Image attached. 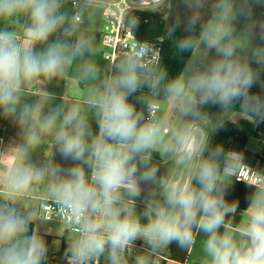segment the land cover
<instances>
[{
    "label": "clouds",
    "instance_id": "clouds-1",
    "mask_svg": "<svg viewBox=\"0 0 264 264\" xmlns=\"http://www.w3.org/2000/svg\"><path fill=\"white\" fill-rule=\"evenodd\" d=\"M182 2L191 14L175 47L190 57L169 78L149 42L136 41L102 70L87 31L94 0H73L71 7L66 0H0L6 25L0 28V116L17 126L19 136L0 150V264H48L36 212L25 208L38 182L75 225L65 264H157L170 245L186 251L198 236L202 264H264V182L245 181L255 190L237 229L230 218L239 202L226 197L245 165L243 155L211 145L210 132L222 121L213 123L203 111L209 104L224 113L239 105L246 119L264 122V45L253 44L257 24L264 40V21L251 20V0ZM238 16L251 21L244 30L236 27ZM126 20L132 32L138 20ZM73 66L90 84L87 101L54 104L55 94L44 86L63 81ZM38 85L43 95L32 94ZM257 85L261 92L253 93ZM162 102L172 104V118ZM48 139L52 155L32 162ZM56 153L71 165L61 166ZM154 153L173 158L182 177L161 174ZM11 157L17 166L9 169L4 161ZM262 174L251 169L252 177Z\"/></svg>",
    "mask_w": 264,
    "mask_h": 264
},
{
    "label": "trees",
    "instance_id": "trees-1",
    "mask_svg": "<svg viewBox=\"0 0 264 264\" xmlns=\"http://www.w3.org/2000/svg\"><path fill=\"white\" fill-rule=\"evenodd\" d=\"M191 13L188 12L187 15ZM127 17H136L138 24L135 27L136 39L140 42H149L154 48L160 52V63L167 71L169 78H174L181 73L185 64L188 61L190 53H179L175 47L177 40L182 38L186 33L184 32V24L175 27L173 33H169L167 28V21L165 15L159 11L152 10H134ZM264 79V73L261 76ZM253 93H260L261 87L259 85L251 89ZM134 99V98H130ZM140 105L137 104V108ZM232 110L239 111V105H235ZM10 121L5 120L0 116V125L7 126ZM2 129H0V135ZM251 139L256 140L261 149L259 152L252 151L248 148ZM211 145H221L225 151H236L243 155V163L247 166L257 168L261 173H264V122L254 123L245 117L240 123L231 120L222 121L221 126L212 136L210 141ZM158 155V153H154ZM264 179V174L261 175ZM254 187L249 186L247 183L233 180L230 187L227 199L229 201L236 200L239 202L238 211L233 219L236 228L242 222L245 209L248 207L250 201L247 197L254 191ZM66 249L63 240L60 256H63ZM192 249V248H191ZM191 249L181 250L177 245L172 244L167 248L165 257L175 264H184L189 261ZM65 264V261H49L48 264Z\"/></svg>",
    "mask_w": 264,
    "mask_h": 264
},
{
    "label": "rangeland",
    "instance_id": "rangeland-1",
    "mask_svg": "<svg viewBox=\"0 0 264 264\" xmlns=\"http://www.w3.org/2000/svg\"><path fill=\"white\" fill-rule=\"evenodd\" d=\"M106 1H112V0H106ZM131 1L133 7L135 10H152V11H159L165 15V19L167 21V28L169 33H173L172 29L176 25L177 20L179 19L182 23L180 26L183 24V21L185 17L188 14V10L186 9L184 3L182 0H167L166 5H161V0H129ZM70 0H66V7H71L70 5ZM252 4V21L256 22H261L264 21V4H259L256 3V0H251ZM93 8L95 9V18L94 20L88 25L87 31L89 35L93 38L95 41L96 46L99 49V55L95 58L96 63L101 66L102 70L107 72L108 69L110 68V63L104 58V53L107 51L106 47L102 44L101 38H99L98 34L103 30L104 25H105V18L103 16V7L98 4H93ZM251 22L246 20L245 17L243 16H238L237 22H236V27L238 30H244L245 24ZM5 23L0 21V28L5 27ZM254 40L253 44L254 45H264V40L261 39L260 37V28L259 24H257V27L254 29ZM22 35L20 33L17 34V36ZM211 55H214V53H211ZM190 57V56H189ZM189 59V58H188ZM49 85H53L54 89L56 88L58 90L66 91L70 87L75 88L80 92L79 95H75L74 98L79 99L80 101L86 102L87 101V91L88 88L90 87V84L87 81L80 80L73 69L70 70L69 75L64 78L63 81H52L49 83ZM162 108L164 113L169 117H173V106L170 102L163 103L162 102ZM203 111L207 113L209 116V119L213 123H218L224 120H231L233 122H238L240 123L241 120L244 118V116L239 112V111H229L224 113V109H222L219 105H206L203 108ZM178 122V117L172 120L173 127L176 126V123ZM93 125L96 126L95 121H93ZM16 125L13 123L10 129H13ZM94 130H97L96 128H93ZM218 127L210 132V141L212 139V136L214 133L217 131ZM47 148L48 146L45 144V146H42ZM248 148L252 151L259 152L261 149V146L259 143L251 139ZM52 154H46L45 158L50 157ZM154 155V161L157 162L160 166V173L165 172L166 170V175H175V178L179 176V173L181 172L182 168H177L175 161L171 157H163L158 155ZM44 159L41 160H32L34 163H41ZM7 163L9 164L8 168L11 169L15 166H17V162L14 159L12 160H7ZM61 166H63V163H59ZM6 165V164H5ZM183 174V173H182ZM182 175L180 176V178ZM40 185L41 182H39ZM144 198V195L143 197ZM141 198L138 200L140 202ZM141 209L143 210V203L140 204ZM246 219V214L243 215V220L240 225V227L243 226L244 222ZM239 227V228H240ZM238 229V228H237ZM167 254V248L163 250L161 255L157 257V262L159 264H175L169 259H165V255ZM204 260V253H203V237L198 236L196 239V243L191 249L189 261H191L192 264L195 262H200L202 264V261Z\"/></svg>",
    "mask_w": 264,
    "mask_h": 264
},
{
    "label": "crops",
    "instance_id": "crops-1",
    "mask_svg": "<svg viewBox=\"0 0 264 264\" xmlns=\"http://www.w3.org/2000/svg\"><path fill=\"white\" fill-rule=\"evenodd\" d=\"M103 16H104V14H103ZM105 24H106V21H105ZM104 27H105V25H104ZM103 30H104V28H103ZM103 30H101V32L98 34L99 38H101ZM17 37H19L21 44H24L26 42L25 36L23 34L19 35ZM20 38H23V39H20ZM44 87H45L46 91L55 94L56 99L53 101L54 104L61 103V98H63L66 101H80L79 99L74 98V96L76 94L77 95L80 94V92L78 90H76L75 88L70 87L66 91H62V90L57 91L56 88L54 89L53 85L47 84ZM42 88H43V85L35 86L31 89V92L33 95H43ZM31 99L34 100L35 97H32ZM12 124H13V122L10 121V123L7 126L0 125V129H2V134L0 135L1 150L9 147L10 145H13L14 143H16L19 140L18 128H17V126H15L13 129H10ZM93 128H96V126L93 125ZM51 143H52L51 139H48L45 143L48 147L47 148L41 147L40 149H38L33 154L32 160L38 161L41 159H45L46 154H52ZM53 151L55 152V149H53ZM12 159H14V157H11L7 160H12ZM7 160L4 161V166L8 168L9 164L7 163ZM54 160L58 163H63V167H68L72 163L71 161L63 160L58 153H56V155L54 156ZM164 173L166 174V170H165V172H162L161 174H164ZM182 173H183V169L181 170V172L179 173V176L176 179H180V176L182 175ZM41 184L42 185H40L39 182L36 183L33 190L26 195L27 203L25 204V208H26V210L32 209L36 212L35 221H36V223H38L40 225L41 234L44 236L46 243H47V246H48V250H49L48 262L52 261V260L63 262L65 260L62 256H60L63 240H64L65 245L67 247V241L71 240L75 234L70 232L68 229V226L58 219L43 220L40 218V216H39V204H40V202L44 199L52 200L47 193L45 183L41 182ZM2 190L3 189L0 188V191H2ZM143 195L144 194H142L141 197H143ZM142 200H143V198H141V201ZM141 203L142 202L137 200V211L138 212L142 211V209L140 207ZM245 214H246V212L243 215H245ZM242 220H243V217H242ZM140 243L141 242H137L138 245ZM164 258L166 260L168 259L167 257H164ZM189 262H191V261H189ZM194 264H200V262H195Z\"/></svg>",
    "mask_w": 264,
    "mask_h": 264
},
{
    "label": "built area",
    "instance_id": "built-area-1",
    "mask_svg": "<svg viewBox=\"0 0 264 264\" xmlns=\"http://www.w3.org/2000/svg\"><path fill=\"white\" fill-rule=\"evenodd\" d=\"M69 3L72 5L73 0H70ZM93 4H98L103 7V14L106 24L101 35V41L104 47L107 49V51L104 53V58L111 65L120 57L127 55L128 51L131 49V46L136 43V41H138L135 36V30L133 29L132 32L129 30L126 20V17L135 9L129 0H94ZM17 39L20 41L19 37H17ZM156 51L157 55L160 56L159 50L156 49ZM251 169L258 171L257 168L244 165L240 169L238 179L233 177V180H239L242 182H264V179L261 175L252 177ZM39 216L43 220L58 219L68 226L70 232L75 234V225L70 218L69 210L59 207L54 200L44 199L40 202ZM157 264H159V262H157ZM184 264L192 263L187 261Z\"/></svg>",
    "mask_w": 264,
    "mask_h": 264
},
{
    "label": "water",
    "instance_id": "water-1",
    "mask_svg": "<svg viewBox=\"0 0 264 264\" xmlns=\"http://www.w3.org/2000/svg\"><path fill=\"white\" fill-rule=\"evenodd\" d=\"M134 30H135V28H134Z\"/></svg>",
    "mask_w": 264,
    "mask_h": 264
}]
</instances>
